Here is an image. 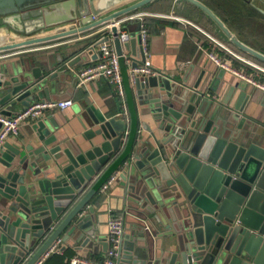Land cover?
Instances as JSON below:
<instances>
[{"label": "water", "instance_id": "obj_1", "mask_svg": "<svg viewBox=\"0 0 264 264\" xmlns=\"http://www.w3.org/2000/svg\"><path fill=\"white\" fill-rule=\"evenodd\" d=\"M152 1L0 0L1 112L11 115L17 104L49 98L66 75L58 69L62 57L25 56L24 47L107 24L94 46L111 33L121 56L116 21ZM186 1L237 49L264 63V53L240 40L210 7ZM67 23L74 25L36 35ZM138 30L129 31L124 44L133 56ZM202 75L192 87L169 74L136 76L142 113L151 114L155 128L144 123L150 137L126 144L120 154L127 128L121 112L107 116L91 104L77 108L88 141L77 153L56 143L58 124L43 116L32 125L36 146L0 144V264H35L57 239L76 250L95 241L106 249L110 200L99 186L115 164H123L119 185L135 220L133 227L125 224L117 264H264V121L242 114L243 85L221 93L215 82L206 93L198 89Z\"/></svg>", "mask_w": 264, "mask_h": 264}, {"label": "crops", "instance_id": "obj_2", "mask_svg": "<svg viewBox=\"0 0 264 264\" xmlns=\"http://www.w3.org/2000/svg\"><path fill=\"white\" fill-rule=\"evenodd\" d=\"M200 1L210 7L243 42L255 49L264 50V14L257 9L259 7L264 10L263 0ZM139 13L143 15V22L149 33V60L154 68L166 72L177 80L185 78L184 85L189 87H192L203 73L198 89L205 90L206 93H210L209 88L215 82L218 83V91L221 93L226 86L240 83L245 87L248 96L242 114L251 121H264V90L248 83L229 70L218 68L206 53L211 50L215 51L233 68L253 76L262 83H264V68L254 62V60L257 61L256 59L231 44L207 14L186 0H154L124 15L122 18L134 15V19H129L121 26L128 31H136L139 26V19L136 15ZM71 25L74 24L52 26L36 35L51 34ZM127 25L132 29L126 27ZM109 26L104 24L86 32L27 46L21 50L22 55L25 56L42 55L45 59L62 57L58 69H65L66 75L63 77L59 91L53 92L45 100L58 101L70 98L73 103L64 109L48 108L43 111L42 116L55 120L58 124L55 130L56 143L62 148H69L74 153L88 146V141L82 136L83 128L76 119L77 108H84L91 104L107 116H114L121 112L127 128L124 143L118 154L124 150L126 144L128 147L131 143L136 146L138 141L150 137L149 132L144 128V123L150 124L152 129L155 128L151 114L142 113L134 83L129 77L128 66L125 63L127 66L125 67L121 59H119V67L124 90L123 97L116 95L112 85L105 78H94L85 82L78 80L79 71L100 59V52L98 47L94 46V42L106 34ZM126 51L131 55L130 48H126ZM85 52L89 53L87 58H83ZM75 57H80V59L71 66L67 65ZM245 57H250L251 60ZM237 96L238 91L232 97L231 105L234 104ZM22 108L20 104L11 107L13 112ZM34 122L35 120L22 121L18 134L10 135L6 141L18 143L22 148L28 144L36 146L32 130ZM122 166L116 167L115 164L112 168L107 167L99 188L101 189V186L111 176L116 175V179L102 195L105 201L110 200V209L107 213L108 216L124 215L125 224L128 226L131 224L133 227L135 220L128 214L130 205L124 203L122 188L119 185L118 175ZM106 230L108 231V228ZM107 235L108 233L105 235L106 239ZM70 245L71 243L61 242V253L51 254L42 264H70L69 259L74 255L102 261L107 249L96 241L93 245L79 250Z\"/></svg>", "mask_w": 264, "mask_h": 264}, {"label": "built area", "instance_id": "obj_3", "mask_svg": "<svg viewBox=\"0 0 264 264\" xmlns=\"http://www.w3.org/2000/svg\"><path fill=\"white\" fill-rule=\"evenodd\" d=\"M264 1V0H263ZM139 19V30L137 43L138 56L129 55L126 51L124 44L129 41V31L121 26L129 19H134V15L121 18L116 21L117 24V37L122 45V56L125 63L128 66V72L131 82L134 83L136 76L138 75H167L166 72L156 69L152 66L149 60L148 51V30L143 22V15L141 13L136 15ZM103 37V36H102ZM100 37L94 43H97L102 39ZM112 34L108 41H103L96 46L100 52V59L83 68L78 73V80L85 82L94 78H105L112 85L116 95L123 97L124 90L122 84V77L119 67V55L116 53L112 42ZM207 56L213 63L223 70H229L237 74L240 78L244 79L248 83L259 87L264 90V83L256 80L253 76L240 72L233 68L227 60L219 56L215 51H207ZM143 56V59H142ZM136 62V65L133 63ZM70 98L58 101H33L29 106L23 107L19 111L13 112L11 115H5L1 112L0 108V144H2L10 135L18 134V128L24 120H35L42 116L43 111L48 108H60L64 109L72 105ZM116 179V175L111 176L107 182L101 186V191L106 192L108 187ZM108 235H107V249L105 257L102 261H94L82 255H74L69 259L70 264H117L118 261V249L120 245L121 236L125 229L124 215L109 216L107 221ZM61 240L57 239L50 247L42 254L35 264H42L43 261L53 253H61Z\"/></svg>", "mask_w": 264, "mask_h": 264}, {"label": "rangeland", "instance_id": "obj_4", "mask_svg": "<svg viewBox=\"0 0 264 264\" xmlns=\"http://www.w3.org/2000/svg\"><path fill=\"white\" fill-rule=\"evenodd\" d=\"M128 28H129V26H127ZM129 29H132L131 27L129 28ZM128 30V29H127ZM148 41V40H147ZM88 52H85L84 54H83V58H87L88 57ZM245 56H247V55H245ZM245 58H248V57H245ZM250 58V57H249ZM248 58V59H249ZM119 59H121L122 60V63H123V65H125V62H124V57L121 55V56H119ZM250 60H251V58H250ZM254 60V59H253ZM252 60V61H253ZM254 62H256L258 65H260L261 67H263L264 68V64L263 63H260L259 61H255L254 60ZM125 67H127L126 65H125Z\"/></svg>", "mask_w": 264, "mask_h": 264}, {"label": "trees", "instance_id": "obj_5", "mask_svg": "<svg viewBox=\"0 0 264 264\" xmlns=\"http://www.w3.org/2000/svg\"><path fill=\"white\" fill-rule=\"evenodd\" d=\"M241 40V39H240ZM245 43V42H244ZM258 50V49H257ZM259 51H261V50H259ZM261 52H263L264 53V50H262ZM258 61V60H257ZM260 62V61H259ZM260 63H263V62H260ZM264 64V63H263Z\"/></svg>", "mask_w": 264, "mask_h": 264}]
</instances>
